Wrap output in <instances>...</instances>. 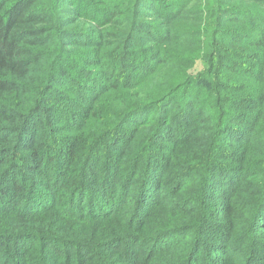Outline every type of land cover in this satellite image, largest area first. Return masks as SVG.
<instances>
[{
    "label": "trees",
    "instance_id": "obj_1",
    "mask_svg": "<svg viewBox=\"0 0 264 264\" xmlns=\"http://www.w3.org/2000/svg\"><path fill=\"white\" fill-rule=\"evenodd\" d=\"M194 3L0 0V264H264V0Z\"/></svg>",
    "mask_w": 264,
    "mask_h": 264
},
{
    "label": "rangeland",
    "instance_id": "obj_2",
    "mask_svg": "<svg viewBox=\"0 0 264 264\" xmlns=\"http://www.w3.org/2000/svg\"><path fill=\"white\" fill-rule=\"evenodd\" d=\"M194 4H196V5H198V6H200V8L201 9H203V0H194ZM196 10V9H195ZM203 16V15H202ZM192 18H195V19H199V18H203V17H201L200 15H194ZM195 24L196 23H193V22H187V25L189 26V27H191V28H193L194 29V26H195ZM200 24V26H201V28L203 27V19H202V21H201V23H199ZM200 28V29H201ZM192 30V29H191ZM190 30V31H191ZM202 31H203V29H201ZM206 68V63H205V61L203 60V57H199L198 59H197V61H196V63H195V65H194V67L190 70V73L192 74V75H198L199 73H201V72H203L204 71V69ZM155 111H157V110H155ZM154 111V112H155ZM181 115L180 116H177L174 120H172V123L173 124H178V123H176V122H180L181 121ZM169 126L170 125H168L166 128H165V130H168L169 129ZM164 134L166 135V132H164ZM179 137H174V138H172L171 140H166V139H163V138H159V139H157L158 140V142H159V144H162L163 145V148L166 150V148L167 147H169L170 145H172V144H175V141L178 139ZM161 156H162V153L160 154ZM133 188H134V186H133ZM216 188V189H215ZM163 190H164V188H162L161 190H160V194H161V192H163ZM214 190H215V192H216V194H218L219 192H221V189H219V188H217V187H214ZM215 197H216V195H215ZM225 202H226V200H225ZM224 202V203H225ZM186 237L188 238L189 237V235H186ZM228 247H230V245L228 244ZM111 251H114V250H112V249H107L106 247H104L103 248V250H101V252L102 253H110ZM129 256H131V258L133 257V259H132V261H140V258H137V256H135V254L133 253V252H131V254H129ZM135 256V257H134ZM257 260H258V258H257ZM259 260H264V257H260L259 258ZM256 263H257V261H256ZM258 263H261V262H259L258 261ZM262 264V263H261Z\"/></svg>",
    "mask_w": 264,
    "mask_h": 264
}]
</instances>
